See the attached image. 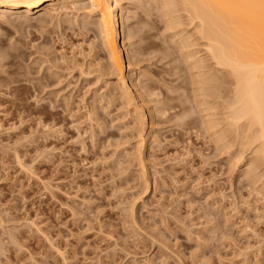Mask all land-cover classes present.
I'll return each mask as SVG.
<instances>
[{
    "label": "rangeland",
    "instance_id": "obj_1",
    "mask_svg": "<svg viewBox=\"0 0 264 264\" xmlns=\"http://www.w3.org/2000/svg\"><path fill=\"white\" fill-rule=\"evenodd\" d=\"M70 12L38 9L30 20L0 22V74L19 79L0 96L12 112L21 104L0 114V264H264V165L229 128L227 98L221 105L196 91V70L179 55L163 12L141 0L117 8L139 32L121 45L143 49L130 66L124 53L132 98L108 70L107 45L96 35L100 11ZM222 106L223 119L215 111Z\"/></svg>",
    "mask_w": 264,
    "mask_h": 264
},
{
    "label": "bare ground",
    "instance_id": "obj_2",
    "mask_svg": "<svg viewBox=\"0 0 264 264\" xmlns=\"http://www.w3.org/2000/svg\"><path fill=\"white\" fill-rule=\"evenodd\" d=\"M84 1L85 0H0V22L6 21L9 23V21L10 22H17V21L30 20L31 18H30L29 14L30 13L32 14V12L34 10H38V9H43L44 11L48 12L49 14H55L57 16L58 13L68 14L70 11H73V10L78 11V10L84 9L86 7H89V6L93 7L94 9H96L97 11H100V13H101L97 17L99 24L97 23L98 29H97L96 35L101 38L104 45L105 44L107 45L106 48H105V46H104V48H105V51H106L107 57H108L107 61L109 60L108 61L109 64L107 66L108 70L110 69V70L114 71V73L116 72V74L119 73L118 76H119L120 86L119 85L118 86L121 87L124 95H126L129 98L134 97V96H132V97L130 96L133 94L129 93L131 91V89L130 88L128 89L129 86L128 87L126 86V83H125L126 80L124 79V77H125L124 67H125V63H126V62L124 63V61L126 60V59L124 60V53H125V51L127 53H130V55L128 56L129 66H130V65H132L133 61H135V63H136V61L139 62V61L143 60V58L139 59L140 54H143L142 53L143 49L141 47L131 48V46L133 45L131 43L130 44L125 43L122 46L120 41H121L122 37L125 39H126V37L134 38V37L138 36L139 32L136 30V28L132 24H129L126 26L125 19H123V18L120 19L119 14L116 13L117 8L119 6H121V0H90L89 4H82V3H84ZM141 1L143 3H145L147 6H150L151 9H157L158 11L163 12L161 14H163V17H165L163 20H165V22H166V25H165V27L167 26L166 29L169 30V32L176 30V31H174L175 34L171 35L173 44L175 43L173 41L174 40L173 35L179 36V39H176L177 41L175 40L177 42V45H178L177 47H178L179 55H182L184 63H186L188 65L189 70H191V72L196 70V73L195 72L193 73V77L198 79V80L192 81V82L195 81V85H194V83H192L194 86L199 87V88L196 87L197 88L196 91H198V92L200 91L202 94L204 93V95H203L204 97L209 96V99H210V97H213V98L217 97L216 101H218L220 98L219 101H220L221 105L224 104V103H222L221 99L225 101L227 98V100L225 101L224 107L226 108V110H228V114L226 113L227 111L225 110V108L223 106H222V108H224V109H222V111L221 110L219 111V109H218V111L215 110L216 113L221 112L223 114L226 111L225 112L226 114L225 113L224 114L227 115L228 117H226L224 114L220 115V116H222V119L224 118L223 116H225L226 119L229 120V123L226 121V123L229 124V128L234 130V131L235 130L240 131L242 136L244 135L243 139H241V140H243L242 144L244 146H246L245 149L248 147V150L250 149V151H251V149L253 150V148H249V147L255 146L254 150L252 151L255 153V154L253 153L255 157L251 156V158L253 157L256 159V161L255 160L254 161H255V163L258 164V166L264 165V0H141ZM57 3L62 4L60 9L56 7ZM23 14H25V15H23ZM58 17H59V15H58ZM85 17L87 18V16H85ZM122 17H123V15H122ZM183 25L190 26L188 31L185 33V35L183 32H185L186 28H188V27L183 26ZM122 26H123V30L121 31L120 27H122ZM181 26L185 27V29H182ZM179 28H181V29H179ZM186 35H188V36H186ZM170 40H171V38H170ZM131 42H132V40H131ZM193 47H196V48L198 47V49H193ZM200 47H202V48H200ZM145 48H147V47H145ZM167 51H168V49H167ZM202 52H204V55L201 57ZM165 53H167V52H165ZM170 53H168V54H170ZM171 54H170V56H171ZM142 57H143V55H142ZM179 57H181V56H179ZM4 59H5V57L2 54H0V65H2L1 63L4 61ZM104 65H103V67H106ZM80 71H82V73L84 72L83 69H81ZM16 72L18 73V71H16ZM110 74H112V73H110ZM112 75H114V74H112ZM18 76H19V74H18ZM116 77H117V75H116ZM17 80H19V79H17ZM17 80L16 79L12 80L10 77L2 76L0 74V95H2L4 92L2 90V88L4 86L7 87V86L13 84V81L16 82ZM132 82H134V81H132ZM174 89L175 88H173V90ZM119 90H120V88H119ZM187 93H188V90H187ZM193 93H195V90ZM202 94H199V96L197 94V96L200 98L202 96ZM124 95H121V96H124ZM110 96H111V94H110ZM183 96L185 97V94ZM187 96H189V95H187ZM204 97H203V99L206 98V97L205 98ZM228 97H229V99H228ZM122 98H125V96ZM129 98H127V100ZM169 98H170V96H169ZM169 98L168 99L164 98V99L169 101L170 100ZM193 98H195V97H193ZM164 99H163V101H165ZM203 99L201 100V102L206 100V99L205 100H203ZM212 99H211V101H213ZM155 100H157V99L155 98ZM175 100H176V98L174 99V101ZM196 100H197V98L195 100L193 99L194 102ZM5 101L6 100L2 96H0V108H1L0 114H4V115L10 114L12 112L11 110H8V108L3 106L5 104ZM128 101H126V103ZM130 101H129V103L131 104L132 102H130ZM146 102H147V100H146ZM160 102L162 103V101H160ZM160 102H159V105H160ZM171 102H173V99ZM199 102H197V103H199ZM213 102L215 103V100ZM129 103H128V105H129ZM163 103L165 104V102H163ZM180 103L181 102L176 103L177 106H174V107L169 106L170 104L168 106L171 108V110L175 109L176 107H177V110H179L178 106L180 105ZM207 103H209V100ZM207 103H206V105L205 104L204 105L206 107L210 106ZM210 103L212 104V102H210ZM132 104L134 105V103H132ZM157 104H158V101H157ZM173 104H174V102H173ZM200 104H202V103H200ZM200 104L198 105V109L200 108L199 107ZM186 105H188V104H186ZM186 105L184 104V108L188 107ZM191 105H192V103H191ZM213 105L217 106L216 104H213ZM218 106H219V103H218ZM206 107H204V108H206ZM159 108H160V106H159ZM216 108H218V107H214V109H216ZM20 109H21V104L19 103L18 105L15 106L14 112L17 113L18 111H20ZM168 109L169 108H167V106L164 105L163 110L167 111ZM198 109H195V111H193V113L194 112L196 113V110H198ZM209 109H208V111H209ZM214 109L212 108L211 111L213 112ZM157 110L159 112V109H157ZM150 111H151V109H150ZM173 111H174V113H176L175 110H173ZM182 111H183V109H182ZM205 111H206V109H205ZM205 111H203V114L205 113ZM14 112H12V113H14ZM152 112L154 114V111H152ZM198 112H199V110H198ZM201 112H202V110H201ZM164 113H170V112H164ZM178 113H179V111H178ZM211 113L209 114L207 112V114L206 113L205 114L207 116L208 114L211 115ZM213 113H212V115H213ZM137 114L138 113H136V115ZM134 115H135V113H134ZM157 115H159V114H157ZM199 115L200 114H198V116ZM97 116H98V114H97ZM154 116H155V114H154ZM175 116L173 115V117H175ZM204 116L205 115H203V117H202L203 120H201V121H203V123H204ZM139 117H140V119H144V121H145V118L143 116L141 117L140 115H138V119H139ZM152 117L153 116L151 114V118ZM180 117H181V115H180ZM197 117H195V118H197ZM216 117H219V116L217 115ZM216 117H215V121H216ZM134 118L135 117H133V119ZM138 119L135 120V123ZM153 119H152V121H153ZM159 119H161V118H159ZM176 119H178V117ZM219 119H217L216 122H218ZM226 119H224V120H226ZM190 120H192V119H190ZM190 120H189V122H190ZM196 120L194 122H196ZM211 120H213V119H210V121ZM224 120H222V121L224 122ZM178 121H180V120H178ZM208 121L209 120H207V122ZM213 121L210 123L212 124ZM139 122L141 124L142 121L139 120ZM194 122H193V124H194ZM198 122H196V123H198ZM152 123H155V122L153 121ZM190 123H188V124L190 125ZM204 124H202V126ZM214 124H213V126H214ZM221 124H223V123H221ZM191 126L192 125H190V127ZM220 126L221 125H219V127ZM143 127L144 126L142 125L141 128H143ZM210 127H209V129H210ZM219 127L217 125V128L215 127L216 130L220 129ZM223 127L227 128V126H225V124ZM207 131L209 132V130H207ZM223 131L229 132L228 129L223 130ZM212 132H210V133H212ZM214 133H216V132L214 131L212 134H214ZM220 133L221 132H218V134H220ZM223 133H225V132H223ZM237 134H235V136ZM138 135H141V132H139ZM220 136H219V138H220ZM223 136L224 135L221 136L222 139H223ZM225 136L227 137V135H225ZM225 136H224V138H225ZM237 136H239V135H237ZM237 136H236V138H237ZM212 137H213V135H212ZM229 137L233 138L234 136L233 137L229 136ZM140 138H142V137L140 136ZM215 138H217V137H215ZM222 139H221V141H222ZM226 139L227 138H225L224 141H226V143L229 145V143L227 142L228 140H226ZM219 140H218V142H219ZM229 140H231V139H229ZM241 140L239 143L242 142ZM144 141L143 142L139 141V142L142 144V143H145ZM235 142H236V140H235ZM235 142L233 139L234 144H235ZM141 144H140V147H141ZM222 144L223 143H221L220 145H222ZM217 145H216V147H217ZM225 145L226 144L224 143V147H225ZM228 145H227V147H228ZM143 146H145V145L143 144ZM221 147H223V146H221ZM235 147L236 146H234V148H233L234 151L236 150ZM225 148H224V150H225ZM222 150H219V151L221 152ZM248 150H247V154H248ZM242 151H244V150H242ZM232 152L233 151H231V153ZM238 153H241V152H238ZM238 153H237V156H239ZM141 154H142V152H141ZM226 154H228V153H226ZM244 154H246V150H245ZM235 155H236V151H235ZM133 158H134V156H133ZM228 158H231V157H228ZM232 158L234 159L235 156H233ZM241 158H243V155ZM236 159H238V158H236ZM236 159L234 161H237ZM231 161L233 162L232 159H231ZM240 162H241V160L239 158L237 163H240ZM252 162H253V160H252ZM236 164L234 163V165H236ZM255 165L253 163V166H255ZM249 167H250V164H249ZM258 169H260V167ZM262 169L264 170V167ZM254 170L255 169H253V171ZM263 170H262V174H263ZM250 171L252 172V170H250ZM259 171L255 172V173L260 174ZM248 174H249V172H248ZM144 175H146V174H144ZM256 175H252V178H254V176H256ZM244 176H247V175H244ZM249 176L247 177L248 178L247 182H249V178L251 179V176L250 177ZM258 176L259 175H257V178H258ZM260 177H261V175H260ZM247 178H245V180H247ZM254 179H253L254 182L250 180L251 181L250 183H255L256 180H254ZM261 180H263V179H261ZM260 181H258V182L260 183ZM148 184H147V186H148ZM263 184H264V182H263ZM263 184L261 181V186ZM257 185L258 184H256V186ZM250 186H252V185H250ZM253 187H251V188L253 189ZM146 188H148V187H146ZM259 188L262 190V193H263L262 188H264V187L259 186ZM253 190H255V189H253ZM255 191H257V190H255ZM260 195H261V193H260ZM262 196H264V195H262ZM232 211L234 212V210H232Z\"/></svg>",
    "mask_w": 264,
    "mask_h": 264
}]
</instances>
